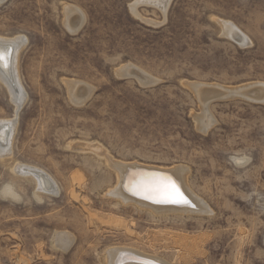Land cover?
I'll return each mask as SVG.
<instances>
[{"label":"rangeland","instance_id":"rangeland-1","mask_svg":"<svg viewBox=\"0 0 264 264\" xmlns=\"http://www.w3.org/2000/svg\"><path fill=\"white\" fill-rule=\"evenodd\" d=\"M154 1L0 0V38H24L25 93L16 111L0 80V120L15 126L0 158V264H110V250L125 248L167 264H264V101L212 100L203 131L187 86L264 85V0H170L165 13ZM67 8L83 19L73 32ZM71 82L88 93L82 104ZM106 158L187 167L210 212L122 203ZM17 165L44 172L55 193Z\"/></svg>","mask_w":264,"mask_h":264},{"label":"bare ground","instance_id":"bare-ground-1","mask_svg":"<svg viewBox=\"0 0 264 264\" xmlns=\"http://www.w3.org/2000/svg\"><path fill=\"white\" fill-rule=\"evenodd\" d=\"M170 0H155L154 4L159 7L163 13H165ZM149 2V1H148ZM134 6H132L133 8ZM77 13L72 8H67L65 10L66 25L71 29V31H76V29L82 23V17L80 15H73ZM80 13V12H79ZM134 13V12H133ZM71 18V19H70ZM223 22V21H221ZM219 22V23H221ZM223 33L227 37H232L238 39L239 44H245L247 42L246 36L240 35L236 32L237 28L233 24L221 23ZM81 27V26H80ZM68 29V28H67ZM239 32V31H238ZM75 33V32H74ZM241 44V45H242ZM24 45L23 37H15L13 39H3L0 38V48H6V62L8 67H4L0 64V80L7 86L10 90L12 101L16 104V111H18L25 99V93L20 85V81L17 75L16 64H17V53L20 48ZM248 45V44H247ZM239 46V45H238ZM243 46V45H242ZM246 46V45H245ZM127 71V70H126ZM122 71L121 75H125ZM120 76V75H119ZM141 82L143 83H153L148 77H141ZM156 81V80H154ZM70 82V81H69ZM73 82V81H72ZM71 82V83H72ZM256 84V83H255ZM254 85V84H253ZM69 94L71 100L75 104H82L88 96L85 89L79 91L76 89V84H68ZM187 86L196 98L201 109V115L196 116V123L198 128L205 131L212 124V117L208 112V105L210 101L215 100L220 97H228L240 95L241 97L247 98L250 96L251 99L263 100L264 101V85H256L254 89L250 87L237 88V89H225L223 87L214 86L206 87L198 83H189ZM247 86V85H246ZM243 87V86H242ZM214 121V120H213ZM14 124L12 120H0V158L9 155L10 141L12 134L14 133ZM109 158V157H108ZM107 159V158H106ZM111 159V158H110ZM108 160V159H107ZM110 161V160H108ZM107 161V162H108ZM113 161V160H112ZM117 162V163H116ZM111 162L110 168L116 173L117 183L112 191H110V196L114 198H119L122 203H134L139 207L146 208L154 212L155 214H179V213H197L204 214L210 212L207 204L200 199L189 187L188 184V170L185 167H175L171 169H162L155 167H147L138 164H120L118 161ZM16 173L23 176H31L35 179L37 183V189L41 193H55V185L52 179L48 177L44 172L39 169L28 167L25 165L15 166ZM169 178L174 181L179 187L180 191L183 193L185 198L189 201L188 205L183 204H170V203H156L151 199H145L143 195H135L134 190L137 188L143 189L144 187L153 185L160 178ZM38 191V192H39ZM193 215V214H192ZM206 215V214H205ZM66 233V232H65ZM63 237H58V242L63 243ZM184 239V238H183ZM62 240V241H61ZM64 243L63 245H66ZM110 264H142L141 262H148L149 264H167L161 259L153 258L150 256L135 253L133 250L119 249L110 250L108 253ZM123 257H132L133 259L139 260L129 261L122 259ZM155 257V256H154Z\"/></svg>","mask_w":264,"mask_h":264},{"label":"snow or ice","instance_id":"snow-or-ice-1","mask_svg":"<svg viewBox=\"0 0 264 264\" xmlns=\"http://www.w3.org/2000/svg\"><path fill=\"white\" fill-rule=\"evenodd\" d=\"M6 48H0V64L8 67L6 62ZM135 195H143L145 199H151L156 203H170L188 205L189 201L180 191L177 184L169 178H160L153 185L137 188L134 190Z\"/></svg>","mask_w":264,"mask_h":264},{"label":"water","instance_id":"water-1","mask_svg":"<svg viewBox=\"0 0 264 264\" xmlns=\"http://www.w3.org/2000/svg\"><path fill=\"white\" fill-rule=\"evenodd\" d=\"M122 259H126V261H127V260H129V261H135V262H136V261H137V262L139 261V260L133 259L132 257H123ZM141 263H142V264H149L148 262H141Z\"/></svg>","mask_w":264,"mask_h":264}]
</instances>
